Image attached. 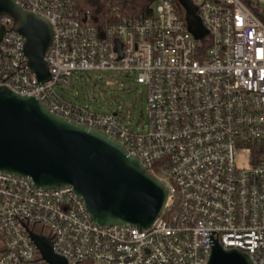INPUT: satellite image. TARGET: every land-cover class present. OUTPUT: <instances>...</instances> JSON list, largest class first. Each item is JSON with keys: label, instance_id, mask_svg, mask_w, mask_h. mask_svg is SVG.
<instances>
[{"label": "built area", "instance_id": "built-area-1", "mask_svg": "<svg viewBox=\"0 0 264 264\" xmlns=\"http://www.w3.org/2000/svg\"><path fill=\"white\" fill-rule=\"evenodd\" d=\"M50 24V80L26 66L23 39L0 17V89L102 132L167 189L147 230L96 225L70 186L43 190L0 173V264H46L30 234L68 264H207L212 246L264 264V0H191L207 36L188 32L177 0L100 27L74 0H16ZM155 5V6H154ZM125 72L143 87L147 125L66 102L74 73Z\"/></svg>", "mask_w": 264, "mask_h": 264}, {"label": "water", "instance_id": "water-1", "mask_svg": "<svg viewBox=\"0 0 264 264\" xmlns=\"http://www.w3.org/2000/svg\"><path fill=\"white\" fill-rule=\"evenodd\" d=\"M185 10L188 32L197 41L207 36L191 0H177ZM9 17L23 39L26 66L38 84L50 80L45 57L52 28L25 11L16 0H0V17ZM3 30L0 27V41ZM104 86L103 82L93 86ZM0 173L28 178L43 190L73 188L93 222L100 227L147 230L162 214L167 189L147 173L137 157L108 135L51 114L32 97L0 89ZM30 239L46 264H68L54 254L50 240ZM207 264H252L236 250L212 246Z\"/></svg>", "mask_w": 264, "mask_h": 264}, {"label": "rangeland", "instance_id": "rangeland-1", "mask_svg": "<svg viewBox=\"0 0 264 264\" xmlns=\"http://www.w3.org/2000/svg\"><path fill=\"white\" fill-rule=\"evenodd\" d=\"M100 82L104 86H93V83ZM57 92L66 102L90 107L95 112L119 113L126 119L129 117L127 122L140 129L147 125L145 89L137 85L128 73H74L71 86L57 89Z\"/></svg>", "mask_w": 264, "mask_h": 264}, {"label": "trees", "instance_id": "trees-1", "mask_svg": "<svg viewBox=\"0 0 264 264\" xmlns=\"http://www.w3.org/2000/svg\"><path fill=\"white\" fill-rule=\"evenodd\" d=\"M117 1L120 3L117 6ZM157 0H74L77 9L89 15L90 24L100 27L106 13L110 11L107 4L117 6L122 16H133L138 13H147L149 7Z\"/></svg>", "mask_w": 264, "mask_h": 264}]
</instances>
